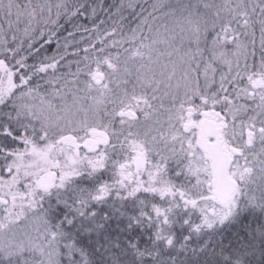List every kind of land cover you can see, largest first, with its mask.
Instances as JSON below:
<instances>
[{
    "label": "snow or ice",
    "instance_id": "obj_1",
    "mask_svg": "<svg viewBox=\"0 0 264 264\" xmlns=\"http://www.w3.org/2000/svg\"><path fill=\"white\" fill-rule=\"evenodd\" d=\"M0 264H264V0H0Z\"/></svg>",
    "mask_w": 264,
    "mask_h": 264
}]
</instances>
